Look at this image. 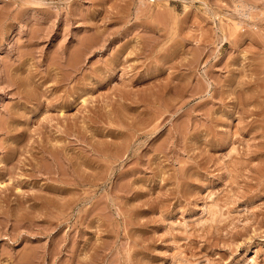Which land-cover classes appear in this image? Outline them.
<instances>
[{
  "label": "rangeland",
  "instance_id": "obj_1",
  "mask_svg": "<svg viewBox=\"0 0 264 264\" xmlns=\"http://www.w3.org/2000/svg\"><path fill=\"white\" fill-rule=\"evenodd\" d=\"M0 264H264V0H0Z\"/></svg>",
  "mask_w": 264,
  "mask_h": 264
}]
</instances>
